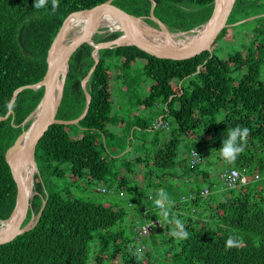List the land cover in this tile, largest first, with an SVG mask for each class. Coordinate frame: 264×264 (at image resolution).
<instances>
[{"label": "trees", "instance_id": "trees-1", "mask_svg": "<svg viewBox=\"0 0 264 264\" xmlns=\"http://www.w3.org/2000/svg\"><path fill=\"white\" fill-rule=\"evenodd\" d=\"M105 1L58 0L59 6L53 11L52 0H47L41 9L33 6L35 0H0V116L9 109L12 111L0 120L1 220L9 217L16 203V180L5 152L30 124L31 120L23 121L43 94L42 86L38 89L23 86L42 80L47 50L64 18ZM153 1L152 13L169 30L188 31L207 21L214 0ZM248 1L235 0L229 17L245 8L242 5ZM111 3L146 17L149 24L154 23L147 18L151 0H112ZM233 29L226 26L217 38L233 39ZM120 34V31L111 32L93 40L105 42ZM256 37L261 44L251 41L226 58L214 54L217 39L211 52L205 50L179 59L156 57L135 45L98 49L99 61L85 84L90 94L85 115L75 124L50 125L36 144L34 160L38 173L33 175L34 194L21 224H26L32 213L36 215L45 200L44 209L31 229L0 244V264H264V179L253 180L255 173L264 174V80L258 79L260 66L264 64V30ZM93 53V45L87 42L71 55L56 118L75 119L83 112L86 98L81 82L95 61ZM138 61L152 81L143 105L159 102L162 116L157 119V125L166 115L172 116L177 125L176 133L168 139L160 143L156 139L152 164L165 170L163 175L182 165L176 159L180 136L195 138L200 124L204 125L207 136L204 141L214 148L220 161L221 169L215 179L203 171L198 178L204 183H194L190 188L195 196L186 199L178 194L171 196L174 203L170 216L183 221L189 233L186 240L173 237L174 225L164 224L159 210L138 202L139 196L136 199L141 207L139 218L136 222L129 219L130 225L123 228L124 217L128 215L123 206L65 196L70 188L43 189V175L62 176V163L68 164L72 183L82 178L88 183L106 180L109 169L97 144L99 138L112 135L108 127L117 120L112 114L111 90L121 78L120 70ZM231 67L242 72L235 85L230 84L227 75ZM20 87L23 88L17 91ZM220 109H226L224 118L213 121V115ZM236 126L247 127L250 134L245 151L230 163L220 156L219 147L228 131ZM191 150L197 151L195 147ZM197 153L199 160L195 165L189 164V157L184 162L198 175L200 154ZM243 167L247 170L248 183L219 188L222 172ZM115 178L119 196L133 191L132 186L126 189L123 177ZM203 185L210 193L216 189L214 201H210V193L206 197L201 195ZM152 220L160 226L153 225L143 234V223ZM115 225L118 229L113 230ZM127 228L133 235L127 234ZM229 236L242 238V244L227 248ZM144 238L152 245L147 247Z\"/></svg>", "mask_w": 264, "mask_h": 264}, {"label": "rangeland", "instance_id": "rangeland-1", "mask_svg": "<svg viewBox=\"0 0 264 264\" xmlns=\"http://www.w3.org/2000/svg\"><path fill=\"white\" fill-rule=\"evenodd\" d=\"M242 7L245 8L233 12L227 20L228 25L234 28L233 39L223 41L221 38H217L216 40L214 54L219 58H226L228 55L243 49L251 41L261 44V40L256 35L259 31L264 30V0H249ZM235 23L238 24L235 25ZM150 26L158 28L155 22L150 24ZM116 31L120 30L101 28L93 36V39ZM262 44H264V39L262 40ZM120 73V80L118 79L117 84L111 90L112 114L117 120L108 127L112 135L107 136L105 139L103 137L99 138L97 144L100 154L107 162L109 169L106 180L104 182L88 183L85 178H82L72 183L69 180L68 164L62 163L60 165L63 169L62 176L43 175V189L44 191H49L53 188L61 191L70 188V193L68 195L64 193L65 196H77L105 205L123 206L128 213L124 217L123 222V228H126L125 224L127 227L130 225L129 219H133L136 222V219L139 218L141 207L136 201L138 196L140 197V201L138 199V202L147 206H155L154 200L157 198V190L164 188L170 198L173 194H178L181 196V199L182 197L186 199L194 183H204L198 178L203 171L209 172L212 179H215V174L221 169V165L217 152L204 141L207 136L204 134V125L200 124L196 129L195 138L180 136L176 159L182 165H176L175 168L167 171L169 174L163 175L162 173L165 170L152 164V156L156 148V139L160 143L168 139L172 133H176L177 125L175 120L172 116L166 115L162 121L164 125H157L156 120L162 116L161 104L156 102L148 107L143 105L152 81L144 74L140 61L132 63L125 69H121ZM241 74V71L232 69L231 67L230 71L227 72V75L231 78L230 84H237ZM258 79L264 80V64L260 66ZM225 114L226 109L218 110L213 115V121L223 119ZM100 141L103 142L102 146ZM193 147L200 154V162L197 165V170L200 171L198 175L195 174L196 170L190 171L184 162V159L189 157L190 150ZM136 157H140L141 161L135 160ZM115 177H123L126 180V189L129 186L133 187L132 194H128L127 190L128 193L125 191L123 195L119 196L118 190L115 187L117 183ZM219 186V188H222L221 183ZM101 188H104L106 191L101 192ZM203 188H206V186L203 185L202 190ZM214 191H216L215 188L209 194L210 199H212L210 201H214V198L217 197ZM129 203L131 204L129 205ZM158 210L160 213L161 210ZM160 219L164 224L168 223L162 216ZM117 225L113 226L112 229H118ZM129 230L130 228H127L126 232L128 235L131 234ZM142 241L145 244L147 243V247L152 245L145 238ZM134 243L136 244L135 240ZM91 248H94V242H92ZM159 249L162 253V248Z\"/></svg>", "mask_w": 264, "mask_h": 264}, {"label": "water", "instance_id": "water-1", "mask_svg": "<svg viewBox=\"0 0 264 264\" xmlns=\"http://www.w3.org/2000/svg\"><path fill=\"white\" fill-rule=\"evenodd\" d=\"M111 2L112 0H106L105 2L97 4L91 8L69 13L64 18L47 50V67L42 80L36 84L23 86L33 89H38L42 86L43 94L37 106L27 116L23 123L30 120L34 113H36L35 119L31 121L28 127L16 137L15 141L7 148L5 152V159L16 180V203L9 217L3 220L0 219V244L9 242L16 236L31 229L36 224L40 214L42 213L45 206V200L42 202L38 213L36 215L32 213L28 222L24 225L21 224L25 217L27 208L30 207V200L33 195L29 197L28 185L30 176L26 180L21 174L19 160L31 158L36 168L35 173H38L34 155L35 147L40 137L52 124H75L85 115L88 103L90 101V94L87 91L85 84L89 75L92 73L99 61L98 49L106 47L110 48L120 45H135L153 56L171 59L189 58L200 54L205 50L211 52V46L217 39L219 33L223 28L228 26L227 19L235 3V0H214L211 15L207 21L200 26L194 27L188 31L169 30L167 26L152 13L154 1L151 0L152 6L150 15L147 18L151 19L157 24V29L166 26L164 32L167 35L170 33L193 32L199 29V27L204 25L206 26L202 36L198 41H195L191 44L184 43L170 45L154 44L149 41L145 37L144 33V25L150 26V24L146 21V17L131 14L118 6L113 5ZM78 14H89V20L78 35L68 39V22L72 17ZM107 15H112L117 18L121 27L120 32L123 34H120L118 37L105 42L95 43L93 41V36L99 31L100 21ZM236 24L238 23H235V25ZM122 35L127 38V41L118 43L117 40ZM87 42L92 44L94 47L93 57L95 61L88 71V74L81 82L86 98L84 110L75 119H58L56 118V114L63 96V87L68 70L69 59L80 45ZM59 80L60 83L58 84ZM23 87H20L17 91ZM17 91H15V93ZM11 112L12 111L9 109L4 116H0V120L6 119ZM4 224H8V226L2 228Z\"/></svg>", "mask_w": 264, "mask_h": 264}, {"label": "bare ground", "instance_id": "bare-ground-1", "mask_svg": "<svg viewBox=\"0 0 264 264\" xmlns=\"http://www.w3.org/2000/svg\"><path fill=\"white\" fill-rule=\"evenodd\" d=\"M88 20H89V14H78L72 17L70 21L68 22V34H67L68 39H71L75 37L76 35H78L82 31V29L85 27ZM205 27L206 26L204 25L202 27H199V29L193 32H189V33H170L169 35H167L164 32L166 26H163L162 28L157 29L149 25H144V29H145L144 33H145V37L154 44H162V45L184 44V43L191 44L199 40V38L202 36L204 32ZM101 28H107L108 30H120L121 31L119 21L117 20L115 16H112V15H107L100 21L99 31ZM125 41H127V38L123 35L117 40L118 43H123ZM59 83H60V80L58 81V84ZM35 115L36 113H34L33 116L30 118L31 121L35 119ZM19 161H20L19 167H20L21 174L24 176L26 180L30 176L28 192H29V197H31L34 193L33 175L36 171L35 165L32 162L31 158H25ZM7 226L8 224H4L2 228L7 227Z\"/></svg>", "mask_w": 264, "mask_h": 264}, {"label": "clouds", "instance_id": "clouds-1", "mask_svg": "<svg viewBox=\"0 0 264 264\" xmlns=\"http://www.w3.org/2000/svg\"><path fill=\"white\" fill-rule=\"evenodd\" d=\"M46 3L47 0H35L33 6L36 9H41L46 6ZM58 6V0H52L53 11H55ZM249 134L250 130L247 127L236 126L235 128L230 129L227 133V138L223 140L221 146L219 147L220 156L225 161L234 163L237 160L238 156L245 151L247 137L249 136ZM156 197L157 198L154 200V204L156 208L161 210L160 215L165 218L168 223L174 225L171 235L177 240L188 239L189 233L185 230L183 221L170 216V207L174 203V201L170 198L167 191L164 188L158 189ZM150 226L152 227L153 225ZM241 244L242 238H239L237 236H229V238L226 240V247L229 249L233 247H239Z\"/></svg>", "mask_w": 264, "mask_h": 264}, {"label": "built area", "instance_id": "built-area-1", "mask_svg": "<svg viewBox=\"0 0 264 264\" xmlns=\"http://www.w3.org/2000/svg\"><path fill=\"white\" fill-rule=\"evenodd\" d=\"M157 122V120H156ZM162 123V121L160 122V124ZM164 125V124H162ZM199 160V156L197 151L195 150H190V155H189V164L191 166L195 165ZM260 179H264V174H260V173H255L253 176V180L257 181ZM249 179L247 176V170L246 167L243 168H232L229 170H225L224 172H222L220 174V182H221V186L223 188L226 189H230V188H234L238 185H243L248 183ZM101 192H105L106 190L104 188L100 189ZM209 193V188H203L201 195L202 196H206ZM195 196L194 193H189L188 197H193ZM185 197H182V199H184ZM150 225H157L160 226V223L156 220H152V221H148V222H144L142 227H141V232L143 234L148 233L152 227Z\"/></svg>", "mask_w": 264, "mask_h": 264}, {"label": "crops", "instance_id": "crops-1", "mask_svg": "<svg viewBox=\"0 0 264 264\" xmlns=\"http://www.w3.org/2000/svg\"><path fill=\"white\" fill-rule=\"evenodd\" d=\"M160 118V117H159Z\"/></svg>", "mask_w": 264, "mask_h": 264}]
</instances>
